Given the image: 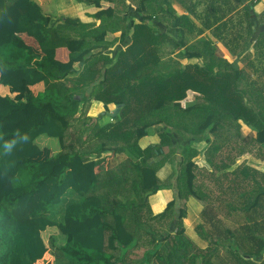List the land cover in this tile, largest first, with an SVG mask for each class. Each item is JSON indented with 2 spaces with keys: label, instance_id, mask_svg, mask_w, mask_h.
<instances>
[{
  "label": "trees",
  "instance_id": "16d2710c",
  "mask_svg": "<svg viewBox=\"0 0 264 264\" xmlns=\"http://www.w3.org/2000/svg\"><path fill=\"white\" fill-rule=\"evenodd\" d=\"M75 1L92 20L0 0V264H264V91L216 54L249 59L253 0Z\"/></svg>",
  "mask_w": 264,
  "mask_h": 264
},
{
  "label": "crops",
  "instance_id": "0c3cea01",
  "mask_svg": "<svg viewBox=\"0 0 264 264\" xmlns=\"http://www.w3.org/2000/svg\"><path fill=\"white\" fill-rule=\"evenodd\" d=\"M37 1L43 6V8H48V10H50L52 8V6H50V5H48V6L44 5V4H47L46 0H37ZM53 1H55L56 8H52L50 13H52L54 16L59 17V18L62 17L63 15H68L69 12L70 13L72 12V15L80 16L84 20H92V17L90 16V14L97 11V7L90 6V5H87L85 3H78L75 0H53ZM250 1L251 0H244V4H247ZM253 2L255 3V10L256 11H254V10L251 11V23L253 26L254 35H253V38L251 39V41L248 43L249 50H251V53H252L251 56L249 57V59L244 60L245 62L240 61L238 57L231 55L229 53V51L227 50V48L219 41H217L218 49H217L216 54L217 55H223V57L226 58L231 63H238L237 65L239 67L245 66L246 71H247L248 76H249V80L251 82L255 83V87L253 86L251 88L250 93H263V92H260L259 90L261 89L264 91V0H253ZM108 5L113 7V5L111 3H106L105 6H108ZM134 9L131 8V14L137 13V11ZM206 32H209V31H206ZM259 35H260V37H258ZM23 37H25V34L23 35ZM258 52L261 53L260 56H258ZM68 54H69V51L65 47H60L57 49V56L59 59H61L63 61H66L68 59ZM199 57H200L199 53H197V52H189L188 53V58H190V59H199ZM184 61L186 62L187 59H185ZM42 87H43V85H42V83H40V84L33 86L32 89H33V91L36 92L38 89H40ZM8 90H9V87H8ZM0 91L6 93L7 89L4 90L1 87ZM8 94H10V90H9ZM3 95H5V94H3ZM112 106H115V104L110 105L109 107L112 108ZM102 108L104 109L105 107H104V105L101 104V109L100 108H97V109H99V111H100V110H102ZM111 111H113V109H111ZM244 130L246 131L245 135L243 133ZM241 133H242L243 137L246 139H250L251 137L256 136L255 130H253L252 128H250L248 126L242 127ZM262 136L264 137V135H262ZM158 141H159V137L157 135H153V136L147 137L146 143H144L142 140V144H143V146H147L151 143H156ZM177 142H179V141H177ZM48 150H49V148L45 147L39 154L35 155L33 158L35 160H45L46 158L53 155V154L48 155ZM36 156H39L40 159H36ZM262 165L264 166V162L262 163ZM171 169H172V167L169 164H166L160 170V172H159V174L161 173L160 176L161 177H167V175L170 173ZM164 189L168 190V188H164ZM159 191H161V190H159ZM168 191L170 192V196L166 200V202H164V201L162 202L161 200L156 199L153 195L150 197V202H151L153 210L155 212L162 211L165 208L168 201L172 200L175 197V193H173L172 190H168ZM174 192H175V190H174ZM202 208H203V206L201 205V203H199L198 201H196L193 198L189 199V201H188V216L185 219V224H186L188 232H191L194 225L198 224L201 221L200 213L202 211Z\"/></svg>",
  "mask_w": 264,
  "mask_h": 264
},
{
  "label": "rangeland",
  "instance_id": "374dc122",
  "mask_svg": "<svg viewBox=\"0 0 264 264\" xmlns=\"http://www.w3.org/2000/svg\"><path fill=\"white\" fill-rule=\"evenodd\" d=\"M46 1H47V4H44L45 6L50 5V6H52V8H56L55 1H53V0H46ZM105 5H106V4H105ZM52 8H51L50 10H48V8H44V9H45V11L50 12V11L52 10ZM105 9H107V10L109 11V13L112 12L111 6H109V5H108V6H105ZM122 45H123V44H121L120 46H122ZM4 86H5V85H3V84L0 83V89H1V87H2L4 90L7 89V92H6V93L0 91V94H2V95H3V94H8V93H9L8 87H7V86L4 87ZM192 98H193V96H192V94H190V95L188 96V98L185 99V100L188 101V100H190V99H192ZM97 107L101 109V105H98V106L93 105V106H91V107L89 108V112H90L91 114H93V115L98 114V113H99V109H97ZM114 108H115V106H112V108L109 107V111H111V109L114 110ZM106 109H107V108H104V109L102 108V110H106ZM111 113H112V111H111ZM243 133H244V135H245L246 131L244 130ZM152 136H153V135H152ZM146 139H147V138L143 139V142H144V143H146ZM174 139H175L176 142L181 140V138L178 137V136H175ZM40 143H41V146H42L43 149H44L45 147H48V148H49V150H48V155H52V154L54 153V150L56 151V150L59 148V142H58V139H56V138H51V137L43 136V137L40 139ZM141 143H142V141H141ZM204 144H205L204 142H201V143L199 144V148H202ZM118 156L124 158V156H122V155H118ZM36 159H40L39 156H36ZM117 160H118L117 158H111L110 162H111V164H115V163L117 162ZM160 174H161V173H160ZM7 181H8V180H7ZM168 190H172L173 193H175V192H174V189H172V188H168ZM168 190H167V189H162L161 191H159L158 193H156V194L153 195V196H154L156 199L161 200L162 202H163V201L166 202V200H167V199L169 198V196H170V192H169ZM44 236H45V238H47V237H48V232H45V233H44ZM38 264H44V262H43V261H39Z\"/></svg>",
  "mask_w": 264,
  "mask_h": 264
},
{
  "label": "water",
  "instance_id": "95a60500",
  "mask_svg": "<svg viewBox=\"0 0 264 264\" xmlns=\"http://www.w3.org/2000/svg\"><path fill=\"white\" fill-rule=\"evenodd\" d=\"M78 98H80V96H78ZM122 105H123V104H117V105L115 106L113 112H112V115H116V114L119 112V110H120V108H121Z\"/></svg>",
  "mask_w": 264,
  "mask_h": 264
},
{
  "label": "clouds",
  "instance_id": "9594fccd",
  "mask_svg": "<svg viewBox=\"0 0 264 264\" xmlns=\"http://www.w3.org/2000/svg\"><path fill=\"white\" fill-rule=\"evenodd\" d=\"M115 106H116V105H115ZM112 112H113V111H112ZM27 138H28V137L25 135L24 139L27 140ZM6 147H7L9 150H11V144L6 145Z\"/></svg>",
  "mask_w": 264,
  "mask_h": 264
}]
</instances>
